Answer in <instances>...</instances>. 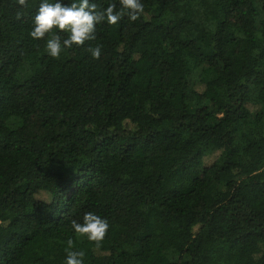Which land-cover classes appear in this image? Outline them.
<instances>
[{
	"label": "trees",
	"instance_id": "16d2710c",
	"mask_svg": "<svg viewBox=\"0 0 264 264\" xmlns=\"http://www.w3.org/2000/svg\"><path fill=\"white\" fill-rule=\"evenodd\" d=\"M39 3L0 0V264H63L68 239L85 264H264V0H142L57 58Z\"/></svg>",
	"mask_w": 264,
	"mask_h": 264
},
{
	"label": "clouds",
	"instance_id": "9594fccd",
	"mask_svg": "<svg viewBox=\"0 0 264 264\" xmlns=\"http://www.w3.org/2000/svg\"><path fill=\"white\" fill-rule=\"evenodd\" d=\"M17 3L24 6L26 0H17ZM118 5L109 3L106 7L98 8L95 0H71L70 3L40 0L28 34L35 40H41L47 34L50 38L45 42L46 52L57 58L65 49L95 39L97 25L102 22L115 25L125 15L129 21H136L144 12L142 0H118ZM62 34H66L63 39ZM88 51L93 59L101 55L100 46L89 47ZM70 225L74 234L93 242L97 247L110 227L106 218L94 212H85L81 220L73 219ZM64 252L63 264H85V252L75 250L72 239H68Z\"/></svg>",
	"mask_w": 264,
	"mask_h": 264
},
{
	"label": "rangeland",
	"instance_id": "374dc122",
	"mask_svg": "<svg viewBox=\"0 0 264 264\" xmlns=\"http://www.w3.org/2000/svg\"><path fill=\"white\" fill-rule=\"evenodd\" d=\"M261 2H262V0H255L256 6H258L260 8ZM259 17H262V15ZM201 70H202V68H199L190 75V78H189L190 85H192V83L195 80H197V78L199 77V75L201 73ZM21 77H22V79H25L27 77V73L26 72L23 73ZM260 112H264V106L261 103L260 104L258 103L257 106H255L254 114L260 113ZM18 123H19V121L17 119H13L10 121V124L13 126H16ZM215 156H216L215 153L207 154L204 157V163L205 164L211 163L215 159Z\"/></svg>",
	"mask_w": 264,
	"mask_h": 264
}]
</instances>
